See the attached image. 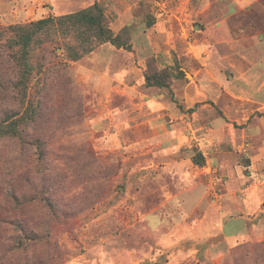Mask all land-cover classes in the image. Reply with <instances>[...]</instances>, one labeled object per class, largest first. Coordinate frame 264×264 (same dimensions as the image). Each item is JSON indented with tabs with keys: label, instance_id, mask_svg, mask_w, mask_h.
<instances>
[{
	"label": "rangeland",
	"instance_id": "374dc122",
	"mask_svg": "<svg viewBox=\"0 0 264 264\" xmlns=\"http://www.w3.org/2000/svg\"><path fill=\"white\" fill-rule=\"evenodd\" d=\"M95 2L129 46L106 42L74 61L45 43L21 100L6 29ZM251 2L71 0L66 13L48 4L52 15L37 0H0V123L26 117L0 139V264H264V0ZM162 71L165 86L147 84ZM142 93L174 102L198 134L229 122L220 144L194 146V162L215 170L186 183L161 155L153 162L150 115L128 103L148 100ZM198 190L203 201L187 203ZM240 213L248 225L232 227ZM226 222L247 236L227 243Z\"/></svg>",
	"mask_w": 264,
	"mask_h": 264
},
{
	"label": "crops",
	"instance_id": "0c3cea01",
	"mask_svg": "<svg viewBox=\"0 0 264 264\" xmlns=\"http://www.w3.org/2000/svg\"><path fill=\"white\" fill-rule=\"evenodd\" d=\"M27 1L31 2V0ZM37 1L41 3L40 6L44 8V12H48V9H51L50 11H52V15L56 14L55 9H57V13L59 14L63 12H69V10H66V8H69L72 5L71 0H63L64 2H61L62 0ZM83 1L85 0H81V2ZM234 1L237 2L241 6V8H248L253 4L251 0ZM11 4L14 3L11 2ZM48 4H51V6H56L57 8H51V6H48ZM35 6L37 5L35 4ZM118 76L123 75L118 74ZM258 77V88L259 90L264 91V76L263 74H261L258 75ZM121 81L123 80H120V82L116 84L115 87H119L121 91H126V87L129 85V83H125V85L123 86ZM136 86L137 85L134 84L130 87L136 88ZM142 95L144 94L142 93ZM146 95L148 96V100L146 101L137 103L133 98L129 99L128 103L139 104L140 107L142 105V107H145V115H150V117L147 118V123L150 127L147 141L150 147L149 152L152 153L153 162L157 160V157H159L158 155H161L165 167L175 170L176 175L179 176V179H181V181L183 180L182 182L186 183L196 182L198 180V177H200L201 174L205 172L203 170H215L208 165L200 168V166L194 162L192 158V156L194 155V146L201 145L202 147L205 146V148H207L208 146L209 148H212L213 146L220 144L224 140L221 133L225 129V124H229V122L226 121V119H224L223 117H219L212 122L213 126L208 128L207 133L198 134V131L195 130L194 127H192L194 123L187 120L188 118L185 117V112L177 107L174 102L168 100L167 98L158 99V97L154 94L150 95L147 93L144 96ZM131 114V108L122 109L120 113H118V115L117 113H115L116 117L119 120L117 124L120 125V123L129 122L130 118L133 117ZM136 117H138V115ZM114 119H116L115 116L113 118V121ZM208 134L212 136L209 137ZM204 154L207 155L208 152L204 151ZM207 176L208 175H206V177ZM208 177L210 180L213 179L210 178V175ZM200 186H202V183L199 181L198 188H200ZM228 194L227 196L235 197L236 200H238L242 196H240L237 192L232 191H229ZM183 196L187 203H201L204 198V194L199 190L190 193L186 192L183 194ZM256 197L258 196L251 195L249 200H251V202L255 201ZM247 218L248 217L245 214L241 213L236 216L230 214L227 222H230V224L232 225L241 221L242 223L245 222L248 225ZM227 222L225 226V237L227 243H232L234 240L244 237L243 235L246 234V232L244 231L229 233L227 231ZM245 236H247V234Z\"/></svg>",
	"mask_w": 264,
	"mask_h": 264
},
{
	"label": "trees",
	"instance_id": "16d2710c",
	"mask_svg": "<svg viewBox=\"0 0 264 264\" xmlns=\"http://www.w3.org/2000/svg\"><path fill=\"white\" fill-rule=\"evenodd\" d=\"M7 31L12 33L9 39L12 48H15L13 59L20 70L15 87L19 98L28 99V86L34 73L42 64L37 61L36 49L45 43L59 45L65 49L69 60H79L84 55L94 51L98 45L111 42L118 47H127L129 42L121 34L115 35L109 26L105 9L100 2L75 12L59 16H49L23 24L10 25ZM2 32H6L3 30ZM158 75L146 73L148 85L165 86V73ZM157 74V73H156ZM168 75V74H167ZM26 117L13 114L0 123V139L6 136L20 134L21 122ZM28 120H25L27 123ZM197 163L202 161L197 160ZM264 249V244L257 246V251Z\"/></svg>",
	"mask_w": 264,
	"mask_h": 264
}]
</instances>
